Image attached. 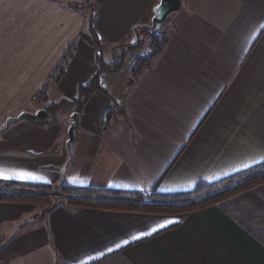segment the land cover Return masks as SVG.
I'll return each instance as SVG.
<instances>
[{
    "label": "crops",
    "instance_id": "crops-1",
    "mask_svg": "<svg viewBox=\"0 0 264 264\" xmlns=\"http://www.w3.org/2000/svg\"><path fill=\"white\" fill-rule=\"evenodd\" d=\"M158 1L0 0V48L22 39L29 47L11 61L36 63L30 73L15 70L20 85L8 92L21 102L6 115L45 108L27 105V96L53 75L71 42L48 99L73 98L97 72L85 8L93 7L101 43L110 47L140 37L135 26L151 22ZM261 25L264 0H183L160 28L167 44L154 67L133 76L140 58L133 53L119 70L99 75L101 91L80 112L63 172L66 117L21 119L0 132V179L175 192L263 161ZM115 102L123 111L106 122ZM36 205L0 201V264H264V182L186 214L64 205L43 213Z\"/></svg>",
    "mask_w": 264,
    "mask_h": 264
},
{
    "label": "trees",
    "instance_id": "trees-1",
    "mask_svg": "<svg viewBox=\"0 0 264 264\" xmlns=\"http://www.w3.org/2000/svg\"><path fill=\"white\" fill-rule=\"evenodd\" d=\"M69 6H74L75 3H68ZM96 14L90 12L86 16L87 34L89 35L93 46L96 49L95 63L97 65V72L85 83H80L76 86V94L71 99H61L57 102H51L45 106V109L54 115L56 109L61 106L72 107L73 111L81 112L83 107L87 104L90 97L100 90L99 75L100 72H115L121 68L122 61L116 59V54L110 63H106L101 56V39L95 28ZM136 30L141 28L135 26ZM150 33V42L152 52L149 55L138 58L133 65L132 74L137 76L141 74L146 68H149L154 63L155 55L163 49L167 44V36L160 34L159 29ZM142 38V36H138ZM137 42V43H136ZM142 41L136 40L130 44H124L122 53L126 50L136 49ZM136 43V44H135ZM73 42L67 45L66 51L58 64L53 69V75L43 83L38 89L42 98H47L46 91L50 81L57 82L64 74V66L72 55ZM117 52V51H115ZM107 116V121L113 116L115 112H122L123 107L116 102L113 104ZM264 182V160L237 171L231 175L220 178L210 182H199L193 188L184 191L175 192H161L154 188L153 190L143 193L140 191L111 189V188H96L89 186H77L67 184L63 180L57 184L48 185L43 183H25L18 181L0 180V201L2 202H21V203H42L48 205L44 208L50 210L56 205H64L69 209L80 208H99L117 211H136L151 214H186L200 208L214 205L226 198H229L240 192L249 190ZM57 188L55 191L62 190L65 199H57L58 194L53 195L52 200L45 195H35V193L28 192L31 190L44 191ZM29 189V190H28ZM55 196V197H54Z\"/></svg>",
    "mask_w": 264,
    "mask_h": 264
},
{
    "label": "rangeland",
    "instance_id": "rangeland-1",
    "mask_svg": "<svg viewBox=\"0 0 264 264\" xmlns=\"http://www.w3.org/2000/svg\"><path fill=\"white\" fill-rule=\"evenodd\" d=\"M85 9H86V16L88 14H90V12H94L93 7L89 8V9L88 8H85ZM163 22L165 23V20ZM163 22H162V24H163ZM162 24H161V26H162ZM3 27H7V26L5 25ZM13 28L14 27H12L10 30H7V32H12L13 31ZM160 28H159V32L161 34ZM5 30H6V28H3L2 29L3 33L5 32ZM84 32H87V30L85 29ZM149 32L150 31H148V30H146V29H144L142 27L141 28H138L137 29V33L140 34V36L142 35V38H140V39L137 38L136 40L142 41L141 44H139V47L136 48V49H132V50L128 49V50H126L125 53H122L121 52L122 50H124V47H121V46L124 45V44H126V42L115 43V44L111 45L110 47H107L105 45H101L100 52H101L102 58L104 59V61L106 63H110L112 61V59L114 58V55L116 54V59L117 60H121L122 61V65H123V62H124L125 57L127 55L130 56V57H133L132 56L133 53H139L140 54V57H144L146 55H149L152 52V47H151V42H150L151 38L149 36L150 35ZM11 39L12 38L10 37V40ZM21 40L22 39H19L18 42L16 43L15 40L13 39L11 41L12 42V45H9V43H8L9 41H8L7 42L8 45H3L0 48V76H1L0 77V83H1V89H0V116L3 115V119L0 120V123H2V121L7 117L6 112H8V110H9L8 108L11 105H17V104H19L21 102V100H19L17 102L16 101H13L14 95H12L11 93L8 92L10 90V86L13 85L15 81H17V78L14 77V74L16 72L15 70H17L16 74L17 75H20V74L24 73L25 71L27 73H30L36 67V66H33V65H36V63H33L32 65L29 64V66H27V63H24V62H14V61H11L12 55L13 56H16V53H17V51H18L19 48H22L21 51H23V47H24L25 48V52H26V49L29 47V46H27L26 43L24 44V46L21 45ZM136 40H134V42ZM25 41L26 42H30V41H32V38H27V39L25 38ZM132 41H133L132 38H130V41L129 42H132ZM1 43H3V42H1ZM165 47H166V45L163 47V49H161V51L159 53H157L155 55L154 63H152V65L149 68H152V67H154V65L157 64V61L156 60L159 57V55H161L163 53ZM115 51H117V52H115ZM95 52H96V49H95ZM94 56H95V54H94ZM155 62H156V64H155ZM122 65H121V67H122ZM14 66H16L17 68L15 67L16 69L15 68L14 69H10L11 67H14ZM64 68H65V66H64ZM149 68H146L145 70H147ZM100 74H101V72H100ZM18 80L20 82V79H18ZM49 81H50V83L47 86V91L48 92L50 90L49 89V86L52 85L51 82H53V80H49ZM19 82L17 81V84L18 85H20ZM46 95H47V93H46ZM21 96H22V98L24 96L26 98V95H21ZM27 99H28V104L27 105H47V104L51 103V100L48 99V97L46 99L45 98H42V94H39L38 90L35 91V92H33V93H31L29 96H27ZM60 100H57V101H60ZM19 112L14 113V115H17ZM72 112H73L72 107L61 106V107H58L56 109V112L54 113L53 117L50 116V117L45 118L43 120H47L48 119L49 121H51V120L56 121L57 119H61L62 117H66V120H67L68 119V116ZM67 126H68V123H67L66 126H64V131H65L66 134H67ZM63 165H62V167H63ZM60 169H62V168H60ZM68 169H69V167H68ZM56 189L57 188H54V187H52V189H48V190H44V191H37V190H31V189L29 190L28 189L29 190L28 192L35 193V195H40V196L45 195L46 197L50 198V200H52V197H53L54 194L59 193L57 199H65L66 196L64 195V193L62 192V190H60V191L58 190V192H57V191H55ZM35 204H37L36 205L37 206V209H44L45 207L48 206V205H45V204H42V203H35ZM175 214L176 213L168 214V215H175Z\"/></svg>",
    "mask_w": 264,
    "mask_h": 264
},
{
    "label": "water",
    "instance_id": "water-1",
    "mask_svg": "<svg viewBox=\"0 0 264 264\" xmlns=\"http://www.w3.org/2000/svg\"><path fill=\"white\" fill-rule=\"evenodd\" d=\"M89 2L90 0H84ZM183 3V0H159L153 7V13L151 17V22L149 24L140 25L142 28L154 32L161 27L162 22L167 18V16L178 10ZM51 114L45 108H38L35 111L22 110L17 115L7 116L2 123H0V131L4 130L10 123H14L21 119L33 121V120H43L50 117ZM80 113L73 111L67 119V140L66 147L68 150V159L63 165L61 171L65 170L68 160L72 156V143L75 139V131L79 126Z\"/></svg>",
    "mask_w": 264,
    "mask_h": 264
},
{
    "label": "snow or ice",
    "instance_id": "snow-or-ice-1",
    "mask_svg": "<svg viewBox=\"0 0 264 264\" xmlns=\"http://www.w3.org/2000/svg\"><path fill=\"white\" fill-rule=\"evenodd\" d=\"M261 27L264 28V25H261ZM0 175H4V174L2 172H0ZM15 175H16L17 178H21V179H29V178L35 179L36 178V177H33L31 175V173H16ZM4 178L7 179L9 177L4 176ZM152 231L155 232L156 229L154 228V229H152ZM117 247H119V245H117ZM109 250L111 251V249H109Z\"/></svg>",
    "mask_w": 264,
    "mask_h": 264
}]
</instances>
